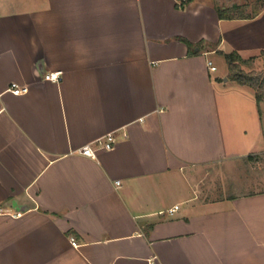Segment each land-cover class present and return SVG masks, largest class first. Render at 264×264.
<instances>
[{
  "label": "crops",
  "instance_id": "crops-1",
  "mask_svg": "<svg viewBox=\"0 0 264 264\" xmlns=\"http://www.w3.org/2000/svg\"><path fill=\"white\" fill-rule=\"evenodd\" d=\"M180 2L0 0V264H264V189L199 185L264 151L263 99L210 57L256 70L264 7Z\"/></svg>",
  "mask_w": 264,
  "mask_h": 264
},
{
  "label": "rangeland",
  "instance_id": "rangeland-1",
  "mask_svg": "<svg viewBox=\"0 0 264 264\" xmlns=\"http://www.w3.org/2000/svg\"><path fill=\"white\" fill-rule=\"evenodd\" d=\"M215 4L216 7H229L234 5L239 6L233 11L244 14H253L255 10H261L264 0H203ZM212 63L217 67L216 74L223 75L224 78H229V68L224 57L218 55L210 56ZM257 64L256 70L246 71L260 78L264 77V69H260L264 64V53L258 55V59L250 65L245 64V68L249 66L251 69ZM232 80V79H231ZM256 90V88H254ZM262 121L264 127V94L262 97ZM261 147L264 149V136ZM201 181L200 193L202 196L212 192L213 195H227L229 193H244L250 191H258L264 189V151L244 157L242 159L217 164L209 168L203 169L200 173ZM212 195V194H210Z\"/></svg>",
  "mask_w": 264,
  "mask_h": 264
},
{
  "label": "trees",
  "instance_id": "trees-1",
  "mask_svg": "<svg viewBox=\"0 0 264 264\" xmlns=\"http://www.w3.org/2000/svg\"><path fill=\"white\" fill-rule=\"evenodd\" d=\"M189 1L191 0H181L180 5H183L184 3ZM262 7H264V3ZM238 8L239 6L234 5L231 8L216 7V10L220 18H246L257 14L260 11L259 9H257L253 14H244L241 12L233 11ZM221 53L223 54L228 64L229 77L239 84H247L253 88H256L255 97H256V101L259 103V101L262 99L264 94V77L260 78L254 74L244 72L240 68V61L242 60V58L238 54V52L230 51V52H221Z\"/></svg>",
  "mask_w": 264,
  "mask_h": 264
},
{
  "label": "built area",
  "instance_id": "built-area-1",
  "mask_svg": "<svg viewBox=\"0 0 264 264\" xmlns=\"http://www.w3.org/2000/svg\"><path fill=\"white\" fill-rule=\"evenodd\" d=\"M210 65V68L213 70L215 69V66L212 65L211 61L208 62ZM43 77L47 80H53V81H57L60 78V71H49V72H45L43 74ZM11 90L18 94L21 92H24L26 90V87H19L17 86L16 83H12L11 84ZM99 143H103L105 148H112L114 141H115V137L114 134L112 132L107 133L104 137L102 138H98L97 140ZM75 152L82 154V155H86L89 157H94V150L91 147V144L87 143L84 144L80 147H78ZM177 209V206L170 208L168 211L169 213H173L175 210Z\"/></svg>",
  "mask_w": 264,
  "mask_h": 264
}]
</instances>
